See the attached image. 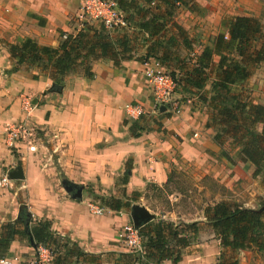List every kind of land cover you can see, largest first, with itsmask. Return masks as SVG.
Here are the masks:
<instances>
[{"label":"crops","instance_id":"0c3cea01","mask_svg":"<svg viewBox=\"0 0 264 264\" xmlns=\"http://www.w3.org/2000/svg\"><path fill=\"white\" fill-rule=\"evenodd\" d=\"M81 1L0 0V179L12 171L16 161L24 176L0 189V226L14 221L20 205H25L34 221H48L52 231L77 244L83 252L99 256V264H114V260H104V254L126 252L120 235L124 227L130 226L128 216L106 208H99L100 215L92 213L90 206L96 205L72 200L63 181L81 188L92 186L96 193L112 195L109 197L117 196L120 190L123 197L129 198L134 192L144 191L148 183L162 187L171 170L185 166H196L203 171V177L218 179L230 188L241 177L238 165L248 163L237 160L238 149L213 142L215 133L206 127L207 110L197 98L182 100L175 96L179 101L177 114L171 113L168 106H157L143 76V65L136 60L139 54L122 62L119 68L110 61L93 62L90 79L81 71L65 76L60 94L48 93L53 82L36 69L11 72L7 46L31 39L39 46L56 48L62 33L80 30ZM194 3L196 11L186 9L179 24L185 31H205L207 37H200L204 43L209 36L225 33L221 27L225 17H254L261 19L264 27V0ZM145 49L146 46L140 55L145 54ZM241 87L248 91L252 103L264 106V61L251 69V76ZM26 103L30 104L28 109ZM130 104L142 108L143 117L150 115L157 124L151 123V129L137 138L129 132L130 124L137 120L125 112V106ZM24 120L38 128L36 152L22 148L14 158L4 146L5 130ZM6 167L9 168L4 171ZM246 171L250 176L252 167ZM260 190L253 191V195L258 196ZM254 205L242 206H260ZM208 232L209 241L199 238L197 244L183 251L178 264L216 263L222 249L213 233ZM36 253L26 242L14 241L0 264H35ZM238 264H264V253L240 252Z\"/></svg>","mask_w":264,"mask_h":264},{"label":"trees","instance_id":"16d2710c","mask_svg":"<svg viewBox=\"0 0 264 264\" xmlns=\"http://www.w3.org/2000/svg\"><path fill=\"white\" fill-rule=\"evenodd\" d=\"M107 1V0H102ZM125 15L129 26V15L139 16L138 33L128 34L127 29L112 36L99 25L89 24L75 34H64L56 48L39 46L31 39L20 44L8 45L12 61L11 72L21 68L36 69L61 86L65 76L81 71L85 78H92L91 64L110 61L119 68L124 61L136 55L137 35L146 43L145 54L136 60L144 63L152 58L164 64L174 62L170 77L176 83L182 100L195 97L207 110V128L214 131L213 142L219 146L228 143L231 149H238L237 156L242 163L253 168L252 177L264 175V106L252 103L247 96L233 92L236 85L244 83L251 76V69L264 61V35L261 22L250 16L226 17L222 20L225 33L215 35L211 44L195 54V43L187 32L172 21L181 7L196 11L194 0H114ZM134 14V15H135ZM170 25L175 31L169 45L183 49L187 56L181 58L177 52L165 46V29ZM191 55V56H190ZM209 71L213 78L210 81ZM34 80L37 76L32 77ZM210 81V96L203 95ZM143 117L129 126L130 135L137 138L150 130V124ZM127 124V122H124ZM228 158V155L223 152ZM126 170L124 178L128 175ZM180 175L171 170L167 182L162 187H154L162 192L177 182ZM153 185V184H152ZM179 192V188L176 187ZM132 195L138 197V193ZM125 202L111 197L105 208L120 212L130 207ZM129 199V200H128ZM204 224L213 233L222 249L215 264H238V254L255 250L264 253V204L255 209L231 205L226 201L207 204L203 209ZM199 222L158 221L150 228L142 224L137 228L141 239V252L110 254L114 264H161L170 261L178 264L183 251L195 242L200 229ZM14 241L26 242L35 252L39 247L50 253L47 264H99L100 257L83 252L77 244L51 230L48 221H34L25 205H20L17 218L0 226V260H3ZM32 243V244H31ZM35 264H42L36 261Z\"/></svg>","mask_w":264,"mask_h":264},{"label":"rangeland","instance_id":"374dc122","mask_svg":"<svg viewBox=\"0 0 264 264\" xmlns=\"http://www.w3.org/2000/svg\"><path fill=\"white\" fill-rule=\"evenodd\" d=\"M185 11L186 9L183 7L178 9L176 11V14L172 18V21L177 23L179 26H181L179 24V21L182 20L181 18L185 15ZM134 14L135 13H133V15H129L128 17L129 26H128L127 32L128 34L132 36H135L138 33L137 21H138L139 16L136 14L134 15ZM262 16L264 15L262 14ZM223 19L224 18H222V20ZM222 20H221V27H222ZM258 20L261 22V19H258ZM89 25L99 28V25L95 22H91ZM81 28L82 27L80 26V29ZM263 29L264 27L262 28V30ZM186 32L189 38L192 39V41H194L195 43V47H194L195 54L199 53L200 50L204 46L210 45L211 39L214 37V36H209V40H207V42L204 43L203 41H201L200 37H202L203 34L205 36L207 35L205 31L197 33L196 30H193V31L188 30ZM76 33H73L72 35H75ZM116 33L121 34V32H116ZM174 33L175 31L172 30L170 25H167L165 29V33H164L165 38L163 40L165 42V46L169 49L171 48L172 51H174V48L170 47L169 45H166V43L168 44L172 43V37ZM111 35L116 36L115 33H112ZM263 35H264V32H263ZM63 39H64L63 36H60L59 42ZM143 40L144 39L141 33L137 35L136 55L139 54V57L143 56V55H140V53H142V49L147 45L146 43H144ZM174 52H177V55L180 56L181 58H184L187 56V53L183 49H180V48ZM159 62L163 66L165 72L168 75L173 72L172 69L174 66V62L167 61L164 64H162L161 61ZM24 69L27 70L28 72L30 71V69H26V68ZM209 75H210V81H211L213 78L212 72L209 71ZM210 81L207 83L204 89L203 95L205 96H210L211 94L210 93L211 91ZM178 89L179 88L177 87L175 88L174 96H178L182 99V95L179 93ZM233 92L235 93L240 92L242 95L247 96L248 99L252 102L251 97L248 94V91L244 92L243 88L241 87V84L236 85L234 87ZM153 116L155 118L156 117L158 118L159 115L155 114ZM143 119H144V123L149 122L150 120L151 121L155 120L150 115H146L145 117H143ZM4 146L10 156L14 158H17L19 156L18 150L8 149L7 146L5 145V141H4ZM232 150H235V149H232ZM232 150H231V153H232ZM237 160H239L238 156H237ZM232 164L236 165L239 163L232 162ZM13 166L14 168L12 170H14L17 166H20L19 162L16 161V163H14L12 167ZM238 166L241 170V177H238L230 188H226L224 185L218 182L219 181L218 179L216 180L208 176L203 177V171L197 168L196 166H185V168H183L182 170L174 169L176 172L180 174L177 177V182L175 181V183H172L168 187V189L162 192H158L154 189V187H157L155 184L152 185L151 183H148L144 191L138 193L139 195L137 198L136 196L130 194L129 198L130 199L136 198V201H130V207L120 212L128 216L130 226L132 225V221L130 218V212H131V207L133 205L143 206L146 209H148V211L151 214L154 215V218L149 223L146 224V228H150L155 222H158L160 220L165 221V222H173L175 224H178L180 222H186V223H190L194 221L199 222V224H201L200 229H199L198 234L196 235L195 242L193 244H197L200 241V239H204V241L208 242L209 241L208 239L209 229L204 224L205 221H203L204 219L203 209L206 207L207 204H212L213 202L221 201V200L226 201L227 203L231 205H238V206H242L244 203H251V205L255 204L254 207H257V205L264 204V175H261L258 178H253L252 173L250 176L248 174L247 175L245 174L246 168L252 167L251 165H249V163L248 165H245V166H240V165ZM8 168L9 167H6L3 170L6 171ZM253 170L254 168L252 167V172ZM246 172L249 173L248 170ZM82 187H83L82 188V200L96 205L94 207L105 209L104 205L111 198L109 196H112V195H105V194L101 195L100 193H96L94 188L89 185L82 186ZM176 187L179 188L180 190L179 192L176 190ZM4 188H7V186ZM4 188L0 187V189H4ZM258 188L261 189L259 191L260 193H258V196L253 195L252 192L257 191ZM68 196L70 197L69 194ZM114 198L120 199L123 202L127 200L125 197L122 196V192L120 190H118L117 196H114ZM122 244L124 245L123 249L126 250L125 253L129 254V253L135 252L133 249L127 247L124 243ZM114 258L115 257H113L112 255L108 254L106 256L104 254V260L109 259V261H113ZM34 260H38L37 253H36Z\"/></svg>","mask_w":264,"mask_h":264},{"label":"built area","instance_id":"2783aa9c","mask_svg":"<svg viewBox=\"0 0 264 264\" xmlns=\"http://www.w3.org/2000/svg\"><path fill=\"white\" fill-rule=\"evenodd\" d=\"M81 27L83 24L95 22L101 25L104 30L110 34L128 29V22L125 15L118 9L114 0H82L80 6V14L78 17ZM65 38V36H63ZM143 76L149 84L155 104L168 106L171 113L179 112V103L175 99L176 83L165 72L163 66L155 59H148L143 64ZM30 107L26 103V109ZM125 112L132 119L143 117L142 108L136 105L125 106ZM38 139V128L31 122L24 120L9 125L5 130V145L8 149H16L18 152L25 148L26 151L36 152L35 143ZM10 180L7 175L0 179V187L9 186ZM92 213L101 214V210L97 207L90 206ZM120 241L135 252H141V239L138 230L131 226L123 228L120 235ZM38 262L47 264L50 262V253L39 247L37 249Z\"/></svg>","mask_w":264,"mask_h":264},{"label":"water","instance_id":"95a60500","mask_svg":"<svg viewBox=\"0 0 264 264\" xmlns=\"http://www.w3.org/2000/svg\"><path fill=\"white\" fill-rule=\"evenodd\" d=\"M61 91H62V86H58L54 83H52V85L48 89V93H59L60 94ZM159 107H162V105H160ZM161 109L163 108H160V111H162ZM7 176L10 181H20L24 179L22 168L20 166H17L14 170H12L9 174H7ZM62 184H63L65 192L70 195L72 200L82 199V188L81 187L73 185L67 181H63ZM74 188H77V189L74 191ZM130 218H131L133 227L137 229L142 224L149 223L154 218V215L151 214L148 211V209H146L143 206L133 205L131 207Z\"/></svg>","mask_w":264,"mask_h":264},{"label":"flooded vegetation","instance_id":"af4514ba","mask_svg":"<svg viewBox=\"0 0 264 264\" xmlns=\"http://www.w3.org/2000/svg\"><path fill=\"white\" fill-rule=\"evenodd\" d=\"M77 188H74V191L76 190Z\"/></svg>","mask_w":264,"mask_h":264}]
</instances>
